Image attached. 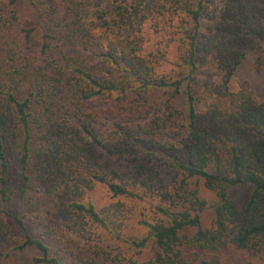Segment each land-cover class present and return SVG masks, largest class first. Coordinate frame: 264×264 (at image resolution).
Segmentation results:
<instances>
[{
	"label": "trees",
	"instance_id": "trees-1",
	"mask_svg": "<svg viewBox=\"0 0 264 264\" xmlns=\"http://www.w3.org/2000/svg\"><path fill=\"white\" fill-rule=\"evenodd\" d=\"M16 2L0 12V264H13L11 252L27 248L40 253L37 264H94L86 244L67 239L61 256L29 235L8 211L7 176L14 160L23 195L35 160L48 213L68 234L85 237L88 222L113 233L120 205L97 211L81 202L83 172L88 188L99 183L112 197L138 194L99 172L98 149L132 163L133 184L159 197V220H142L147 235L131 242L143 249L151 241L145 264H208L227 247L264 252V101L246 83L228 88L250 53L264 71V0H43L38 54L18 23ZM147 20L156 28L165 21L168 35L180 36L179 77L158 74L144 53ZM113 94V104L95 110ZM161 166L173 170L172 186ZM191 178L215 193L210 228L201 227L207 204L188 187ZM241 186L251 190L238 205L230 190Z\"/></svg>",
	"mask_w": 264,
	"mask_h": 264
},
{
	"label": "rangeland",
	"instance_id": "rangeland-1",
	"mask_svg": "<svg viewBox=\"0 0 264 264\" xmlns=\"http://www.w3.org/2000/svg\"><path fill=\"white\" fill-rule=\"evenodd\" d=\"M43 0H17L15 11L18 23L21 28L29 30L28 44L32 51L38 54L43 39V30L37 18L40 3ZM9 0H0V12L10 8ZM161 22L159 28L155 27L152 20H147L142 29V44L144 53L155 63L158 74L165 76L179 77L184 72L181 64L182 45L180 36L168 35L171 30L168 23ZM246 83L253 95L259 101H264V71H257L254 68L253 56L250 53L239 65L233 77L229 80L230 92H236L239 87ZM115 94L103 96L94 104L95 110L105 109L114 103ZM206 101L201 100L199 111L204 107ZM152 111V110H151ZM99 172L112 177L113 181L125 184L129 189L138 194V198L112 197L107 188L99 183H94L88 188V173L83 172L84 193L81 202H90L97 211L112 204L120 205V215L115 218L114 232H110L98 225L87 223V234L80 238L74 234H68L62 226V221L52 216L51 204L45 198L42 189L36 183V178L42 173L37 172L32 160L29 166V189L21 195V180L19 179L20 167L14 160H10L11 173L8 180V211L20 218L27 228L30 236L41 239L50 248L51 254L62 256L60 247L67 239L78 242L80 245L88 246V260L94 264H145L154 254L151 241L143 249L134 248L132 241H138L147 235L146 229L141 225L142 220L156 222L160 216L155 212V206L159 197L144 186L133 184L132 163L125 160H118L107 156L103 151L96 150ZM160 171L164 182L173 185L176 176L168 166H161ZM178 180V179H177ZM188 187L195 189L200 199L206 201V208L200 213V224L203 229L210 228L214 221L213 205L216 203L215 193L206 189L202 180L191 178L188 180ZM250 186H241L230 190V198L238 205L249 194ZM3 204L0 202V210ZM2 219L8 222L6 215L1 214ZM12 225L10 221L9 226ZM16 239L20 240L24 234L16 228ZM13 264H37L35 258L40 253L34 248H27L23 251L11 252ZM66 260V259H65ZM264 264V252L250 255L246 251L237 250L233 247L220 249L208 256V264H241L243 262ZM45 264V263H38Z\"/></svg>",
	"mask_w": 264,
	"mask_h": 264
}]
</instances>
